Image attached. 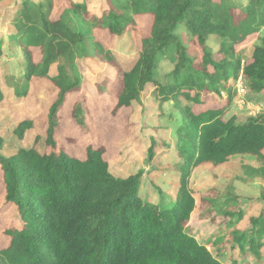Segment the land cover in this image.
I'll list each match as a JSON object with an SVG mask.
<instances>
[{
    "label": "trees",
    "instance_id": "obj_1",
    "mask_svg": "<svg viewBox=\"0 0 264 264\" xmlns=\"http://www.w3.org/2000/svg\"><path fill=\"white\" fill-rule=\"evenodd\" d=\"M67 1L69 6L57 7L54 0H19L9 19L14 30L11 39L22 51L19 63L24 67L19 80L5 88L0 85V104L7 91L13 97L27 96L35 80H48L56 97L48 114L39 117L43 133L30 138L41 151L22 143L4 152L7 139L0 130L5 203L19 221L4 231L7 244L0 249V264H221L220 255H213L186 232L196 212L187 183L193 167H219L232 158L250 156L262 164L258 170L251 169V174L264 181V113L244 122L225 119L233 99L234 88L227 86L230 80L241 76L248 95L264 92V36L246 62L241 59L243 49H234L264 28V0H105L109 10L99 17L93 16L86 3ZM147 15L150 25L136 62L129 70L118 68L116 80L110 79L105 88L114 87L117 92L115 110L132 108L149 85L163 102L182 109V125L176 130L180 185L174 204L164 210L141 200L143 172L117 179L109 171L102 148L90 145L85 160H80L60 149L55 140L60 110L81 88L79 74L73 75L77 56L101 55L116 67L111 54L98 41L92 43V29L104 28L120 37ZM180 26L199 46L200 59L189 57L176 34ZM211 37L219 41L216 52L206 49ZM167 55L174 70L164 84L156 80V70ZM207 90L229 93V104L198 114L183 107L184 102L197 103ZM84 102L82 97L74 102L71 113L82 128L86 126ZM34 126L33 120L22 119L9 129L14 137L27 141ZM205 198L199 200L203 208L209 204ZM260 199L264 203L263 190ZM251 222L250 232H232L233 241L241 251L249 246L262 259L257 248L264 246L259 241L264 236V209Z\"/></svg>",
    "mask_w": 264,
    "mask_h": 264
},
{
    "label": "rangeland",
    "instance_id": "obj_2",
    "mask_svg": "<svg viewBox=\"0 0 264 264\" xmlns=\"http://www.w3.org/2000/svg\"><path fill=\"white\" fill-rule=\"evenodd\" d=\"M57 7L69 6L67 0H54ZM84 2L94 17L107 12L109 7L105 0H71ZM19 0L0 2V85L14 83L23 74L24 63H19L22 51L15 45L11 37L14 33L10 17L15 12ZM141 18H145L140 21ZM88 22L91 20L86 19ZM150 16L139 17L120 37L111 36L104 28H93L92 43L98 41L114 58L115 66L103 60L101 55L90 56L91 59H79L77 56L76 72L82 81L81 88L73 96L67 98L60 110V123L56 129L55 140L58 147L68 155L85 160L86 148L93 145L102 148L103 158L109 164V171L117 179H126L130 175L143 172L139 196L142 201L158 205L161 209L170 208L176 199L180 185L177 156L176 130L182 125V109H177L172 102H163L159 93H154L153 85L146 87L140 101L132 108L115 110L116 93L114 87L105 88L108 81L116 80L118 68L129 70L138 58L141 39L146 36L150 25ZM101 29V30H97ZM176 34L180 37L189 57L199 58L202 52L187 30L180 26ZM264 36V28L259 33L249 36L243 44L235 46V51L242 50V60L248 61L253 46ZM219 41L211 37L206 44L207 51L216 52ZM91 50V49H90ZM244 62H242L243 65ZM174 70L170 55L164 56L156 70V80L166 83ZM212 72V69L209 68ZM20 84L23 83L20 82ZM228 88H234L233 99L225 112V119L235 117L237 122L264 113V92L259 95H248L243 86L241 76L230 80ZM105 90V91H104ZM194 95L193 93L191 94ZM56 97L55 89L48 80H35L29 84V93L25 97H13L6 92L0 104V130L7 139L8 153L20 144L35 145L41 151L33 137L43 132L39 128V117L46 116ZM84 99L85 128L78 126L71 117L73 104ZM229 93L205 91L200 94L199 101L184 102L183 107H190L194 114L207 110H217L229 104ZM22 119L33 120L34 130L31 136L20 140L14 137L12 127ZM44 123V122H43ZM31 138V139H30ZM153 155V158L150 157ZM151 160V161H150ZM262 167L255 157H235L227 164L213 167L208 164L193 167L188 178L187 188L193 191L196 212L190 216L186 232L198 243L206 246L213 255H220L221 264H264V246L257 248L262 259L256 258L249 246L241 251L232 232H250L252 219H256L264 209L260 197L264 191V181L252 175L251 169ZM206 196L209 204L205 208L199 203ZM230 200L227 205L225 204ZM211 204V205H210ZM201 208V209H200ZM232 215L222 217L221 212ZM19 224L14 209L5 203V191L0 171V249L5 247L7 239L4 231L10 224ZM259 241H264V236Z\"/></svg>",
    "mask_w": 264,
    "mask_h": 264
},
{
    "label": "crops",
    "instance_id": "obj_3",
    "mask_svg": "<svg viewBox=\"0 0 264 264\" xmlns=\"http://www.w3.org/2000/svg\"><path fill=\"white\" fill-rule=\"evenodd\" d=\"M76 2H78V1H76ZM81 2V1H80Z\"/></svg>",
    "mask_w": 264,
    "mask_h": 264
}]
</instances>
